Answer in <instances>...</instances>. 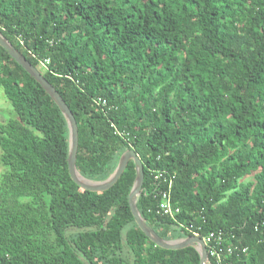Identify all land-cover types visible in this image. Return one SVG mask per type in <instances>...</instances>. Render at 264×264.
Returning <instances> with one entry per match:
<instances>
[{
    "label": "trees",
    "instance_id": "16d2710c",
    "mask_svg": "<svg viewBox=\"0 0 264 264\" xmlns=\"http://www.w3.org/2000/svg\"><path fill=\"white\" fill-rule=\"evenodd\" d=\"M0 32L73 113L81 176L134 150L161 238L193 236L157 213L162 170L179 223L240 248L223 264H264V0H0ZM0 88L16 114L0 123V264H200L138 228L131 160L106 191L75 184L64 116L1 46Z\"/></svg>",
    "mask_w": 264,
    "mask_h": 264
},
{
    "label": "water",
    "instance_id": "95a60500",
    "mask_svg": "<svg viewBox=\"0 0 264 264\" xmlns=\"http://www.w3.org/2000/svg\"><path fill=\"white\" fill-rule=\"evenodd\" d=\"M0 46L8 52L10 57L20 65L34 80L44 89V91L50 96V98L55 102V104L60 109L64 119L66 120L68 127V143H69V154H68V172L71 179L75 184L82 188L83 190L90 192H103L110 189L120 178L123 171L125 170L128 162L131 160L135 165L136 176L131 188V191L128 195V205L130 211L134 217L135 223L138 228L145 234V236L153 242L156 246L169 249V250H178L183 249L188 246H193L197 249L200 255V264H206L208 260L207 249L204 242L201 238L190 236L187 238L175 239V240H164L161 238L154 230H152L145 220L142 218L141 214L137 209V198L140 196L143 185L144 171L143 163L139 159L138 155L134 150L125 151L120 159L119 163L114 170V172L103 181H90L85 179L80 175L76 168V158L78 150V128L77 122L74 118L73 113L66 105L64 100L61 98L59 93L55 88L44 78V76L35 68L31 63H29L25 57L19 53L13 45L1 34L0 32ZM77 176H80L81 179L92 183V185L83 184Z\"/></svg>",
    "mask_w": 264,
    "mask_h": 264
},
{
    "label": "built area",
    "instance_id": "2783aa9c",
    "mask_svg": "<svg viewBox=\"0 0 264 264\" xmlns=\"http://www.w3.org/2000/svg\"><path fill=\"white\" fill-rule=\"evenodd\" d=\"M48 61H42L40 62L41 66L46 68ZM172 176L167 173L166 171H156L153 173V180L157 183H167V190H164L161 193V201L159 202L157 213L159 215L168 217L172 219L178 226L188 232H193V236L201 238L202 241L205 244V247L207 249L208 258L211 257L217 264H223L224 258L226 254H232L236 250H239L240 248L236 245H233L231 243H226L227 241V233H224V231H216V232H210L203 238L200 236V233L197 231H193L191 225H185L179 223L177 220V216L180 213L179 207L173 206L171 202V192L170 188L172 185ZM160 186V185H159ZM159 186H156V190L159 188ZM234 236H231L233 238ZM241 252H246V248L241 249Z\"/></svg>",
    "mask_w": 264,
    "mask_h": 264
},
{
    "label": "rangeland",
    "instance_id": "374dc122",
    "mask_svg": "<svg viewBox=\"0 0 264 264\" xmlns=\"http://www.w3.org/2000/svg\"><path fill=\"white\" fill-rule=\"evenodd\" d=\"M16 114L13 111L10 102L0 88V123H5L8 120L15 118Z\"/></svg>",
    "mask_w": 264,
    "mask_h": 264
},
{
    "label": "bare ground",
    "instance_id": "6f19581e",
    "mask_svg": "<svg viewBox=\"0 0 264 264\" xmlns=\"http://www.w3.org/2000/svg\"><path fill=\"white\" fill-rule=\"evenodd\" d=\"M78 178H79V180L83 183V184H88V185H92V183H90V182H87V181H85V180H83V179H81L80 178V176H77Z\"/></svg>",
    "mask_w": 264,
    "mask_h": 264
}]
</instances>
